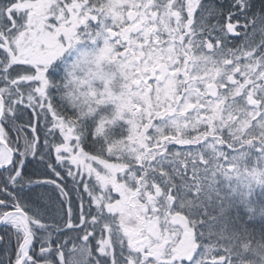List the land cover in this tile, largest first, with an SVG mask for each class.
<instances>
[{"label": "snow or ice", "instance_id": "obj_1", "mask_svg": "<svg viewBox=\"0 0 264 264\" xmlns=\"http://www.w3.org/2000/svg\"><path fill=\"white\" fill-rule=\"evenodd\" d=\"M0 264H264V0H0Z\"/></svg>", "mask_w": 264, "mask_h": 264}]
</instances>
